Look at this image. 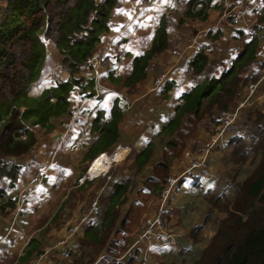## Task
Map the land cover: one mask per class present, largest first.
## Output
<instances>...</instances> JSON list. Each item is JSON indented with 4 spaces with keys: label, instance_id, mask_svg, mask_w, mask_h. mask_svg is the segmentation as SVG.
<instances>
[{
    "label": "trees",
    "instance_id": "16d2710c",
    "mask_svg": "<svg viewBox=\"0 0 264 264\" xmlns=\"http://www.w3.org/2000/svg\"><path fill=\"white\" fill-rule=\"evenodd\" d=\"M153 1L163 11L138 23L135 13ZM210 7L222 14L225 6L223 0H164V3L159 0H6L0 7V104L27 93L29 84L42 71L46 54L57 58L52 74L61 80L54 81L55 86H50L47 97L37 101L35 107L21 112L14 107L12 114L8 112L5 118L0 117L1 225L2 218L16 207V196L7 192L22 170L20 158L32 151L37 140L39 132L32 128L44 127V121L26 125L23 115L39 110L45 115L47 104L54 102L52 88H56L58 107L54 113H61L66 104L70 105L71 90L81 102L79 117L82 118V109H91L86 106L90 100L101 97L104 79L123 86L113 91L114 100L130 106L152 87L157 75L153 76L151 65L167 64L176 56L183 40L180 28L186 32L191 22L205 21ZM258 10L262 13L264 5L254 11ZM260 17L252 23L254 34L236 29L227 47H215L216 39L222 35L220 30L205 32L206 42L187 60L184 70L187 87L177 92L169 119L121 163V178L110 186L113 190L110 208L101 209V214L82 225L83 239L79 242V251L69 254V264H137L140 249L126 252L132 236L125 228L133 208L139 207L143 200L133 199L122 220L117 221L120 203L128 200V194L134 189L142 194L158 193L174 158L181 157L176 148L185 146L182 135L195 140L204 133L211 135L221 122V112L234 109L245 98L249 84L260 78V67L264 66V58L260 59V65L257 61L261 39L258 32L264 26ZM133 30L135 34L130 39L128 34ZM37 33L53 42L54 54L47 49L36 50ZM239 35L244 36L245 42L240 41ZM94 54L102 56L99 86L94 82L93 73L86 69V60ZM122 63L128 66L129 74L117 73ZM260 83L256 95L264 94V84ZM90 84L97 93L83 92V87ZM173 88V81L168 79L154 90L164 99ZM116 106L117 102L107 110L109 116L114 113V120L102 139L104 143L118 138L115 117L122 118L125 113ZM68 108L67 118L71 116ZM228 136L227 163L216 177H211L212 186L204 192L208 210L202 224L194 225L185 234L187 247L173 252L174 246H160L161 255L169 257L159 264H264L263 106L255 101L242 106L228 127ZM197 183L198 179L192 184L199 187ZM210 219L214 220V228L205 238L203 225ZM38 247L31 237L19 259L34 250L41 252Z\"/></svg>",
    "mask_w": 264,
    "mask_h": 264
},
{
    "label": "crops",
    "instance_id": "0c3cea01",
    "mask_svg": "<svg viewBox=\"0 0 264 264\" xmlns=\"http://www.w3.org/2000/svg\"><path fill=\"white\" fill-rule=\"evenodd\" d=\"M3 1L4 2L1 3L0 0V7L6 4V0ZM159 1L164 3V0ZM230 2L234 3L235 0H230ZM155 4L156 2H151L138 9L137 15L136 13L134 15V18L138 19V23L143 19V14L139 16L141 11H144L143 13L149 12L146 14L147 19H150V17H157V15L163 11L162 8L152 9L150 11L146 9V7ZM127 5L128 4H126V6ZM144 8L145 10H143ZM229 16L230 15L226 17L222 16L220 11L210 7L207 10V18L205 21L196 20L191 22L190 28L186 32H190L191 41L193 39L198 40L201 47V44L206 42L205 32L209 29H218L222 32V35L219 39H216L217 45L215 44V47H227L229 43L231 44V38L235 34ZM260 16L261 10L252 11L248 14V18L252 23L258 20ZM134 32L135 30L129 32L128 36L130 39L134 37ZM180 42V45L183 46L182 53H179V55L176 54L167 64H156L154 62L151 65L153 76L157 75L156 78L163 76V81L169 79L172 80L174 84V88L165 99L168 101V106H170H156L154 112H156L157 115L154 113L152 118H148V114L143 112L144 109L141 110V106L137 107L135 112L131 115L125 113L122 118H115L118 138L111 143L102 142V139H105V134H107L106 130L108 126H106V123L100 118H89L90 116L87 114V118L73 119L62 141H60L61 126L56 129L54 128L52 132L45 131L41 134H37L38 137L32 151L20 158L22 170L14 186L7 192L8 194L16 196V207L14 211L11 213L9 212V214L2 218L3 223L2 225L0 224V264L71 263L69 254L79 251V242L83 239L82 231L84 226H81L78 231L72 233L66 245H60L58 241L68 236L70 228L79 220L83 206L89 205L96 197L98 198V203L105 202L100 210H107L110 208L113 202L112 199H110V194L113 192L110 186L111 183L113 186V182L121 178L120 175L123 172L121 163L131 150L138 149L142 146L146 139L154 136L161 126L167 122L172 113V106L176 101L177 92L187 87L184 70L190 54H195V52L188 46L182 44L184 40ZM118 66L116 70L118 74L130 73L126 64L122 63ZM103 84L105 86L100 90V92H102L101 97L95 98L94 101L90 100V103L86 106H90V108L100 106L109 110L115 105L117 100H114V92L116 89H120V87L123 86L113 84L109 79H104ZM144 86L148 87L147 85ZM152 88L153 85L148 92L144 91L139 95V99L142 97L148 98V107H150V103L155 100H157L156 104H159V98ZM122 89L124 90L125 87ZM110 90H112V92ZM69 99L71 109L77 102L79 104V99L76 94L71 93ZM141 111L143 117H141ZM92 119L100 121V126L95 123L94 126H92L89 122ZM65 120L69 121L70 118L63 119V122H66ZM108 120L113 121L114 119L110 118ZM74 125L78 126L77 129L80 130L79 132H70ZM208 138L209 136L205 133L199 135L198 140L193 138V141L190 143V148L188 149L192 150L194 155L199 154L204 147L198 148L196 143L205 146ZM120 141H122V143ZM118 145L120 146L122 158L111 167L106 175L96 177L93 180H85L83 183H78V178L84 172L87 163L91 160L90 158L93 155H97L101 152H110ZM215 153L221 154V152ZM215 153L212 158H214ZM187 161L188 158L184 156L183 165H185ZM183 165L173 166L174 170L170 172V174L178 173L183 168ZM42 171H45L42 183L33 191V193L37 192V194L30 198L33 194L31 193L22 203L19 211L16 212L19 199L24 194V185L30 178L38 175ZM157 194L158 193L154 194V196L156 197ZM149 206L153 207L152 213H146L147 209L143 217L141 216V219L154 216L156 198ZM169 221L172 224L174 223L172 219ZM134 235L135 233L131 234V241ZM31 237L38 243V248L41 252L37 253L35 250L31 253L28 252L27 256H25L26 260L23 261L25 257L22 259H19V257ZM65 248L70 251L69 254H66ZM40 254H43V256L38 258Z\"/></svg>",
    "mask_w": 264,
    "mask_h": 264
},
{
    "label": "rangeland",
    "instance_id": "374dc122",
    "mask_svg": "<svg viewBox=\"0 0 264 264\" xmlns=\"http://www.w3.org/2000/svg\"><path fill=\"white\" fill-rule=\"evenodd\" d=\"M3 2L4 1L1 0V3H3ZM158 8H159V5L157 3L153 6L146 7V9H149V11L152 9H158ZM143 10H145V8ZM143 12L144 11H141L139 16L141 14H143L142 18L144 19V18H146V14L149 12H145V13H143ZM253 15H255V14H253ZM261 15H262V17H260V18L262 19V23L264 24V11H262ZM180 30L183 32L182 39L184 40V42L182 44L184 46H188L189 43L191 42L190 32H185V30H182L181 28H180ZM258 35L261 37V39H259L260 43L257 46V47H259L257 49V57H258L257 61L259 63L260 59L264 58V26L259 30ZM239 36H240V41L245 42L244 36L243 35H239ZM34 38H35V43H36L35 44L36 50L46 51V49H47L50 54H54L55 48H54V44L52 41L46 40L42 36V34H40V33L35 34ZM173 38H175L174 35H173ZM175 39L177 41V38H175ZM182 50H183V46L180 45L177 55H179V53H182ZM45 57H47V60L44 61L43 69L40 72V74L42 73V80H49V81H46V83L42 84L41 86H39L38 84H36V85L32 84L33 86L31 87V84H29V86L27 87V93H20L17 98L8 99V100L3 101L0 104V117L5 118L6 114L8 112L9 113L11 112V114H12V111L15 110V108H19L17 110L19 112H21V111H23L24 108L29 109V108L35 107L37 101H40L44 97H47L50 86H52V85L55 86L54 81L56 79L61 80L60 76L53 78L54 74H52V70L54 68V64H55L57 58L54 59L51 56H47V54ZM101 58H102V56H101ZM173 58H171V59H173ZM259 65H260V63H259ZM40 74H39V76H40ZM99 75H100V72H99ZM261 76L262 77L264 76V66L260 67V77ZM38 77L35 80H37ZM262 80L263 81H261V83L263 85L264 84V77ZM52 89L54 90V94H53L54 102H52L53 101L52 100L51 102H49L47 104V106L45 107V110H44L45 115H42V111L39 110V111L35 112V114L25 113L22 117L23 122H25V124L29 125V126L32 124V122H35L36 124H38V123L44 121V125H43L44 127H42V128L38 125L33 126L32 131H34L36 133L39 132L41 134L45 131L52 132L54 127H55V129L57 127L59 128L61 126V124L63 123V119L67 118L66 113H67V109H69L68 107H70L69 103H68V105L66 104L65 107H63L61 113H54V110L56 109V107H58V103L56 104V102H55L56 101L55 99L58 98V90L56 88H52ZM89 91L91 93H95L96 89H93L91 84L88 87H83L84 93L89 92ZM146 92H148V91H146ZM71 93H72V91L70 90L69 94H71ZM262 93H264V91ZM117 95L120 96V94L118 92H117ZM156 96L159 98V104H156L157 100H155L154 102L150 103V107L147 106V105H149L148 98L142 97L141 99L132 103L131 105L129 103L130 106H128V107H126V104L124 102H121L120 100L117 99L116 108L119 110H122L124 113H127L128 115H131L135 112L137 107L142 106L141 110L144 109L143 112L145 114H148V118H152V116H154V113L157 115V113L154 112L156 106H166V107L170 106V105L168 106V101L165 100L166 98L161 99V97L157 93H156ZM91 100L94 101L95 99L92 98ZM80 104H81V102H79V104L77 102L71 109V116L73 114L76 116V117L74 116V118H80L79 117V114H80L79 113V110H80L79 106H80ZM88 107H90V106H88ZM158 112H159V109H158ZM108 113L109 112L105 108H102L100 106H96V107L91 108L89 110H86L84 107L82 109L81 115H82V118H87L86 114L90 116L89 118H91V116H93L92 118H100L102 121H104V123H106V126L110 127L112 124H111V121L108 120V116H109ZM111 115H112V117H111ZM111 115L109 116V118H113L114 113H111ZM71 116L69 118H71ZM141 117H143L142 111H141ZM115 118H118V117L116 116ZM89 122L92 124V126H94V123L98 124V126H100V121H98V120L92 119ZM77 128H78V126L74 125L71 128L70 132L71 133L76 132V131L79 132L80 130ZM29 132H31L30 129H29ZM181 139L185 142V146H183V147L180 146V147L176 148V151H177V154L178 153L181 154L180 156L182 157V160H181V157L180 158H174L173 164L167 173L168 175L170 174V172H172L174 170L173 166H177V165L181 166V164L182 165L184 164V156H186L185 152L187 151L188 148H190V143L193 141V137H191L189 135H182ZM120 142L122 143V141H120ZM197 147L202 148V147H204V145L203 146L197 145ZM226 153L227 152H224V153H221L220 155L215 153L214 158H212L213 156H211L209 158V160L207 161L206 167L197 176H195V177L191 176V177L180 180V182L172 189L171 195L169 196V198L166 201L163 219H164L166 225L170 229H172L173 231L177 232L179 235V244L177 246H174V248H172L173 252L179 251L182 247L183 248L187 247L189 242L185 238V234L194 225L202 224V222L204 220V215H205L206 211L208 210L207 209V206H208L207 202L204 199L205 189L212 186V182L210 180L211 177H216L219 174V172L225 167V164L227 163V158H228L226 156ZM196 155L197 154H195L194 156H196ZM181 161H182V163H181ZM184 166L185 165H183V167ZM167 174L165 175V178L168 176ZM203 176H204V178H203ZM165 178L163 177V179H165ZM197 179H198V183H199V184L197 183V186H199V187H196L194 184H192L193 180H197ZM36 194H37V192L33 193L30 198H32ZM128 196H129L128 200H126V201L124 200V201H122V203H120V208L117 212V221L122 220L124 211L127 209L128 205L131 203V201L133 199L137 198V200H140L141 202L143 200L142 204L139 207L135 206L133 208L132 214L130 215V218H129L128 226H126V228H125L127 230V232L130 231V235H131V234L136 233L139 230V228H141L142 222L145 221V218L141 219V216L143 217L146 210L148 209L146 213H152L153 207L149 206V205L153 202V200L156 197L154 196V194H148L145 192L143 194L137 193L135 191V189L132 190L128 194ZM144 199L146 201H144ZM104 203L105 202H101V203L99 202L98 203L99 214H101L100 208H101V206L104 205ZM89 205L83 206V208H85V207L87 208ZM148 206H149V208H148ZM170 219H172V221L174 222L173 224L170 223V221H169ZM213 221L214 220L210 219L209 222H207L206 224L203 225V234H204V236H206L205 238H207L212 233V230L214 228ZM77 222H75V223H77ZM142 247L146 248L147 264H159V262L161 260L166 261V258L169 257L168 255H164V257H163V255H161V249L155 244H150L148 246L142 245ZM122 254L123 253H121V255ZM122 264H124V263L122 262Z\"/></svg>",
    "mask_w": 264,
    "mask_h": 264
},
{
    "label": "built area",
    "instance_id": "2783aa9c",
    "mask_svg": "<svg viewBox=\"0 0 264 264\" xmlns=\"http://www.w3.org/2000/svg\"><path fill=\"white\" fill-rule=\"evenodd\" d=\"M224 10L222 16L231 15V26L234 30L239 29L247 34H254L255 29L252 22L248 18V14L254 11L257 7L264 5L262 0H235L234 3L230 0H223ZM199 7V5H198ZM195 53L200 50V43L198 40L193 39L188 45ZM101 56L91 55L86 60V69L91 71L94 75L95 82L99 86V65ZM264 77V76H263ZM261 76L256 82L249 84L248 91L244 99L240 100L237 105L232 110H223L221 112V122L217 129L209 135L206 145L201 150L199 154L194 156L193 151L188 149L185 152V157L188 158L185 166L178 172L169 174L165 178V182L161 190L156 196V208L154 216H151L142 223L141 228L135 233L133 240L129 247L127 248V253H132L135 249L139 248L140 253L138 255L137 264H147V254L146 248L142 245L148 246L150 244H155L160 246H176L179 240V235L177 232L170 229L164 219L163 214L165 211L166 201L171 195L172 189L180 182V180L197 176L207 164V161L215 152L224 153L227 151L228 142V127L232 122L235 121L239 109L249 102H257L259 105L263 106L264 111V94L256 95L258 84L263 79ZM163 82V76L158 77L153 82V88H157ZM74 114L71 116L69 121L63 122L61 124V136L60 141L67 134L71 123L74 119ZM120 146H116L110 152H101L92 158L88 163L83 175L78 178V183H83L85 180H93L96 177L106 175L112 166H114L119 160H121L122 155L120 153ZM103 158L102 165H107L106 168H100L91 173L92 165L98 158ZM45 171H42L38 175L30 178L23 187V195L19 199V205L16 208V212L19 211L22 203L25 199L36 190L42 183ZM99 215V205L98 198L96 197L90 202V205L81 210V216L77 223H75L69 230L68 236L58 241L60 245H66L68 238L80 229V227L87 222L92 216ZM70 251L66 250V254ZM43 254H40L38 258H41Z\"/></svg>",
    "mask_w": 264,
    "mask_h": 264
},
{
    "label": "bare ground",
    "instance_id": "6f19581e",
    "mask_svg": "<svg viewBox=\"0 0 264 264\" xmlns=\"http://www.w3.org/2000/svg\"><path fill=\"white\" fill-rule=\"evenodd\" d=\"M102 160H103V158L101 157V158H98L95 161V163L92 165L91 173L97 171L99 169V167L100 168H106L107 167V165L104 166V165L101 164L102 163Z\"/></svg>",
    "mask_w": 264,
    "mask_h": 264
},
{
    "label": "water",
    "instance_id": "95a60500",
    "mask_svg": "<svg viewBox=\"0 0 264 264\" xmlns=\"http://www.w3.org/2000/svg\"><path fill=\"white\" fill-rule=\"evenodd\" d=\"M47 60V57L45 58V61ZM43 69V68H42ZM46 81H49V80H42V73L40 74V76L38 77V79L37 80H35V81H33L32 83H30L31 84V87L33 86V85H36V84H38L39 86H41L42 84H44V83H46ZM39 82V83H38ZM33 84V85H32Z\"/></svg>",
    "mask_w": 264,
    "mask_h": 264
}]
</instances>
